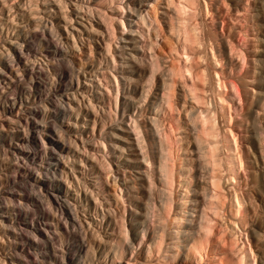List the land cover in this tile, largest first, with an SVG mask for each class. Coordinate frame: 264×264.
Here are the masks:
<instances>
[{
    "label": "bare ground",
    "instance_id": "1",
    "mask_svg": "<svg viewBox=\"0 0 264 264\" xmlns=\"http://www.w3.org/2000/svg\"><path fill=\"white\" fill-rule=\"evenodd\" d=\"M17 1L18 9L25 11L17 13L14 10L10 13L12 11L9 10L6 20L8 22L19 18L23 21V26H17L19 29H12L11 33L8 26L1 28L6 35L8 47L6 51L0 50V107L3 108L0 118L8 114L18 115L19 125H11V131H18L17 126L21 130L15 135L16 141L8 147L12 156L7 154L6 148L2 149L0 146V154L3 156L0 155V169L5 173L4 178L0 177V229L6 238L0 247V264L1 261L3 264H96L93 257L89 256L90 248L94 249L96 242L95 234H89L90 238L86 234L77 203L84 205L95 220V223L86 221L89 227L94 228L96 223L102 226L104 219L106 221L108 216L115 215L114 204L121 203L124 206L123 187L119 177L114 175L112 163L107 159L109 150L97 156L98 151L106 149L103 139L97 140L100 146L93 145L97 150L94 153L88 151L86 146L82 149V152L86 151V158L89 152L92 159L100 162L98 165L92 164L91 168L92 174L96 175V181L92 185L98 192L82 182L75 174V160L70 159L73 152L70 142L73 139L62 133L58 122L71 118L73 103L79 108L89 109L92 115L102 112L109 119L117 118L119 93L126 81L121 84L113 71L117 69V46L114 44L119 39L116 35L118 29L126 30L124 12L129 8L127 12L131 13L130 3L125 0H97L96 5L89 3L95 0H77L75 4L72 0ZM3 2V6L8 4V0ZM39 2L47 4L44 10L47 17L34 12L39 7ZM162 2L147 0L137 20H133L134 28L130 30L136 32L138 28L141 40L138 41L137 37L134 39L137 42L144 41L143 46L147 49L145 57L139 59L135 67L136 71L142 73L140 101L144 102L157 81V72L161 67L155 48L159 47L160 50L161 36L173 38L169 50L170 60L164 72L167 79L162 84L160 99L155 107L156 115H163L171 133L175 134V140L172 141L170 135L163 131L164 127L161 128L156 123L161 154L157 167L159 172L155 175L160 174V183L167 193L159 205L153 196L152 207L157 208L158 211L155 210L160 213L155 215L159 216L156 220L167 222L162 225L159 236L144 242L147 228L142 230V237L136 239V242L138 246H147V260L143 264H184L191 260H197L196 264H204L209 259V250L214 248L212 246L211 249L213 216H222L229 194L231 215L239 216V222L246 224L249 206H246V194L239 183L243 159L241 146L233 129L235 117L230 84L236 85L240 80L241 76H236L239 71L235 62L241 56L244 69H252V59L249 60L255 52L252 48L258 41L261 42L256 30L260 29V33L264 35V23L259 24L256 17L245 13L246 7L252 3H256L257 7L259 0H238L235 3H231V0H164L165 7ZM70 3L73 5L72 10L70 13L64 12L68 11ZM104 4L106 9L99 7ZM170 6H173L174 11H171ZM52 12L54 14L50 17ZM55 16L60 19L57 23L53 21ZM95 17L98 20L94 23ZM218 17L222 19L221 32L217 30ZM61 21L65 23L62 29L67 35L57 28ZM67 23L77 32L81 41L86 39L89 42L91 34L101 37L102 44L96 41L97 48L100 49L98 54L108 56L105 61L107 69L103 68V72L99 74L88 69L87 66L92 65L86 62V54L82 48L85 45H80L74 32L68 30ZM77 51L85 56L83 63L78 65L72 59V54ZM229 67L234 73L232 77ZM253 72L255 71L250 73ZM93 76L96 85L81 83L82 77L87 80ZM103 80L106 83H102ZM113 83L114 86L111 87ZM87 90H96L102 111L97 109L92 98L85 95ZM124 111L125 108H122V112ZM132 112L128 113L125 122H130L129 128L136 135L140 146L141 140L143 141L139 136L141 127ZM94 118L91 128L93 133L96 124ZM11 120L7 121L11 124ZM102 122L105 124L104 118ZM4 138V135H0L1 141ZM79 150L78 145L74 152L81 155ZM193 154L199 159L200 175L195 164L197 157ZM92 159L90 161H96ZM151 160L148 156V163L154 166ZM79 161L84 163L81 156ZM65 167L72 170V180L69 179L71 174L68 173L70 176H67ZM82 167L87 170V166ZM154 171L152 168L149 174L152 175ZM145 178L150 181V188H155L154 177ZM111 182L115 186L112 194L107 188ZM227 183L233 184L229 187L228 195L224 189V184ZM88 189L90 193L87 192ZM71 190L77 193L71 194ZM101 197H104L103 201ZM203 201V209L210 210V215L201 209L204 216L199 219L200 223L196 227L193 224L190 235H186L183 225L187 206ZM173 202L175 208L172 209ZM105 208L107 213L104 212ZM124 215L122 214L120 222L113 219L115 223H109L108 220V225L110 224L111 230L116 225V229L128 235ZM99 217L100 220L97 219ZM192 222L193 219L190 223ZM112 240L118 247H115L117 250L111 256V264H115L117 259L125 258V239ZM248 245H244L246 250L243 247L245 255L240 256L239 264H250L247 261L250 256L247 253ZM182 248L184 251L180 257ZM155 254L158 257L154 263L152 258ZM86 256L89 258L85 262ZM127 262L134 264L132 261Z\"/></svg>",
    "mask_w": 264,
    "mask_h": 264
},
{
    "label": "rangeland",
    "instance_id": "2",
    "mask_svg": "<svg viewBox=\"0 0 264 264\" xmlns=\"http://www.w3.org/2000/svg\"><path fill=\"white\" fill-rule=\"evenodd\" d=\"M3 1L0 0V9H4V10H0V13L1 14L3 13V15L0 14V50L6 51L8 44L5 41L6 35L1 30V28L8 26L9 33H11L12 29L16 31L19 29L17 26H23V23H22L23 21L19 18H16V20L14 21L9 20L7 22L6 18L8 17L7 16L8 11L10 10L12 11L10 13H13V11L16 10L17 13L18 12L21 13L22 11H25V10L18 9L17 0H8V4L6 3L5 6H3L4 4H2ZM125 1L130 3L131 13L127 12V9L129 10V8L125 10L124 20L126 23V30H123L122 28L118 29L119 31H117L116 35L119 37V39H117V41L114 44L117 46V52H115V55H116L115 56V59H116L115 67L117 69H113V71L117 74L118 79L121 82V84H123V82L126 81V85L123 86V90H121L119 93V102H118L119 107H118V112H117V118L109 119L102 112H99V113L95 112L96 116L94 114L92 115V112L90 113L89 109L86 110V109H83L82 107L79 108L76 105V103H73L74 109L72 111L71 118L66 119L65 122H60V121L58 122V126L62 130V133L66 137L73 139L70 142L73 148V152H72L70 159L75 160V163H73V167H75L76 176H78L82 180V182H86L88 187L90 188L92 187V189H95L96 192H98V189L94 188L92 185L96 181V177H95L96 175L92 174L91 168H92V164L98 165L100 162H98V160L96 159H92L91 153H94L97 151L93 147L94 144H96L97 146H100L97 140L103 139V141L106 144V149L105 150L103 149L101 152L98 151L97 156H101L102 154L106 153V151L109 150L107 154L108 155L107 159L112 163V170L114 172V175L119 177L118 180L119 179L121 180L120 185L123 187L122 193L125 198L124 206H122L121 203H119V205L114 204L113 209L115 210V215L114 214L110 215V217L112 216L111 218L108 216L106 218V221L104 219L102 221V226H100V224L97 225L96 223L94 225V228L89 227L87 222L91 221L92 223H95L94 222L95 220L91 217L88 209L85 210L84 205L79 204V202L77 203V208L81 211V218L85 225L86 234L88 235L89 238H90L89 234L91 233L95 234L93 235H94V239L96 238V242H94L95 243L94 249L90 248L89 256L93 257V260L96 261V264H111L112 263L111 256L114 253L113 251L117 250L115 249L117 245H115L116 243L112 240L113 238H115V240L123 238V240L125 239L124 242L126 241L125 243L123 242V246H124L123 251L125 252L124 253L125 258L121 260L117 259L115 264L116 263L117 264H127L128 263L127 261H132V263L134 264H143L147 260L145 257L147 255V251H146L147 246H145L144 244H142L141 246H138L137 244L138 242H136V239L141 238L143 234L142 230H146L147 228L148 229L146 232V236L143 239L144 242L147 240H150V238L152 239L154 237L159 236V234H161V231L163 229L162 225H165L167 222L166 220H165L166 222L156 220V219H159L158 218L159 216L157 217L155 215L160 214V213L157 212L158 211L157 208L152 207L153 198H154L153 196H155L156 203L159 205L161 200L164 198V195L166 198V193H167V190L164 189L160 183V180H159L160 174L155 175L157 171L159 172V169L157 167L159 166V161H160L159 155L161 154L160 149L158 148L159 138L157 137L158 135H157V130H156V126H157L156 123L158 125L160 124L161 128L164 127L165 130L163 129V131H165L168 135H170V138L172 139V141L175 140V137H174L175 134L174 132H172L173 134L171 133L172 130L171 128H169V125L166 123V120H165L166 118L163 117V115L160 116V114L156 115L155 107L160 99V92H161L162 84L167 79L164 72H165V66L170 60L169 50L172 46L171 44H172L173 38L169 39L168 37L163 38V36H161L162 38L159 41L161 45L160 50L158 49L159 47L155 48L158 54L159 63L161 64L160 70L157 72V81H155L154 87L152 91L149 93L145 102L140 101V97L142 94V88H141L142 86L140 85H142L141 78L143 77H142V73L140 74L139 73L140 71L139 72L136 71L137 68L135 69V67H136V63H138V60L145 57L144 53H146L147 49L143 46L145 43L144 41L137 42L134 39V37H137L138 41L141 40L137 32L138 28H136L137 29L136 32H131L130 30L134 28L133 27L135 24L134 21L137 20L138 14L144 8L143 5L147 4V0H125ZM162 1H163L162 5L163 7H165L166 4H164L165 3L164 0ZM237 1L238 0H231V3H235ZM76 2L78 1L72 0V3L75 4ZM96 2L97 0L90 1L89 3H91L92 5H96ZM38 6H39L38 8L34 9V12L38 14H42L47 17V13L44 12L45 7H47V4L43 5L42 3L39 2ZM72 6L73 5L70 3L68 11H64V12L70 13L69 11L72 10ZM99 7L106 9L105 4L100 5ZM170 8L172 9L171 11H174L173 6H170ZM246 9H247L245 11L246 14H249V15L251 14L252 16L256 17V19L260 21L259 24L264 23V20H262V17L264 19V1L263 0L262 1L259 0L257 7H256V3L255 4L252 3L250 6L246 7ZM41 10H43V12ZM107 11L108 13H110L109 10ZM242 11L244 12V10ZM53 14L54 12H52V14H49L50 17H52ZM57 17L58 16L53 17V21L55 23L60 21V19H57ZM75 18L76 16L74 15V19ZM96 20H98V18L95 17L93 19V22L95 23ZM64 24L65 23L61 21V23L58 24L57 28L61 32L65 33V35H67L68 33L64 31V29H62ZM67 25L69 26L68 30L70 32L72 31L74 32V29L70 27L71 25L69 23H67ZM216 25L218 28L217 29L218 32H221L222 19L220 17L217 18ZM256 32H258L259 39L261 40V42L258 41L257 45L253 46L252 48L256 52V53L254 52L253 56H251L252 58L250 57L249 59L250 61L252 59L251 61L252 69L249 71H246L244 69L245 66L243 67V60L241 56L235 62V65H237V68H238L237 70L239 71V74L236 76H241L240 80L236 85L230 84V88L232 87L231 93L233 95L232 97L233 115L235 117L233 121V129H234L235 134L237 135L239 144L241 146L240 151H241V156L243 159V165L241 166V169L239 170L240 172V180H239L240 182L239 183H240V187L242 191H244L243 193L246 194V201H247L246 206L247 207L249 206L248 211H247L246 221H245L246 224H241L239 222L238 220L239 216L234 217L233 215H231L230 207H229L230 203L228 200L230 198V194L228 192H230L229 187L233 184H230V183L224 184L225 192L227 193V195L228 194L229 195L226 199L227 201L224 204V213L222 214V216H218V217L213 216L212 223L214 224L213 226L214 233L212 232V235H211L212 237L211 238V241H212L211 249L213 247L214 248L212 250H209L208 258L210 260L207 259L208 261H205L204 264L206 263L207 264H222V263L231 264V262L232 264H239L238 259L243 254V251H242L243 247L244 245H248V243L249 245L247 246L248 247L247 251L249 252L247 253L250 256L247 257V261L250 262V264H264V35L260 33V29H257ZM74 34L77 36L78 40H80L79 39L80 37L76 31L74 32ZM239 39L240 38L238 37L237 40ZM84 41L80 40V45L82 46V43L85 45V46H82V48H83L84 53L86 54L85 55L86 60H87L86 62H88V65H92V66H87L88 69L89 70L93 69V72L96 71V73L98 74L99 72H103L102 71L103 68L107 69V64L105 61H106V57L108 58V56L106 55L102 56L98 54L100 49L97 48L98 44L96 41L102 44L101 37L94 36L91 34L89 42L86 39H84ZM90 51L91 52L93 51L92 52L93 54H91ZM84 53L80 54L77 51L74 54H72V59L77 65L81 62L83 63V61L85 60ZM100 61L102 62V64H100ZM253 68H255V70H253ZM138 70L140 69L138 68ZM104 71L106 72V70ZM228 71L230 72L231 77L234 76V73L233 71H231L230 67ZM251 71H255V72H253L252 74L250 73ZM95 80L96 79L94 76L91 78H88L87 80L82 77L81 83L83 85L84 83H86L92 86V85H96ZM102 83H106V82L103 80ZM112 86H114V83L111 85V87ZM91 88L92 90L94 89V87H91ZM103 92L105 93L106 91L103 90ZM85 93H86L85 95H88L90 98H92L94 103H96L95 105L97 109L100 110L101 101L97 100L98 98L96 95V90L92 92H89L87 90ZM80 98H82V96H80ZM84 100H85V97H83V101ZM137 102H139V104ZM87 108L92 109L91 106H87ZM122 108H125L124 112H122ZM2 109L3 108L0 107L1 115L3 111ZM133 109L134 111L132 112L131 110ZM130 112H132L133 117L137 119V122L139 123L141 127V134L139 135L140 138L142 137L143 139V141L141 140L140 142L141 147L138 145L136 135H134L132 133L133 131L130 130L129 128L131 125L130 122L129 121L125 122L126 119L128 118L127 115ZM6 117H8V119ZM6 117L2 116L0 118V135L5 136L4 141L0 140V146L2 149L6 148L7 154L12 156L11 155L12 153L8 151L9 149L8 147H10L9 145L16 141L15 135L17 132H20L21 127L17 126L18 131L16 130L11 131V125H16L17 123H19L20 118H18L19 116L15 114H12V115L8 114ZM83 117L85 118L84 120H83ZM5 118L7 120L12 119L14 121L11 120L12 123L10 124V122L5 120ZM93 118L96 119V124L94 126L95 133H93L91 129L93 128V123H92ZM103 118L106 121L105 124L104 122H102ZM161 128L159 127V129ZM75 141L77 142L76 143L77 145L75 144ZM78 145H79V148L81 149L79 150L81 152V155L80 153L77 154L76 152H74V149H76ZM84 146H86L88 151L89 150L91 151L90 155H89V152L87 153V158L85 156L86 151L82 152L83 151L82 149L84 148ZM92 149L93 150L95 149V150L93 151ZM113 152H116V153H113ZM193 155L194 157H197L196 154H193ZM80 156L83 158L84 163L79 161ZM148 156L151 157V159L153 160L151 161L154 162L153 163L154 166H152L151 164L152 167L147 161ZM88 158L92 160H96V161L92 162L90 161V159L88 160ZM198 160L199 159L197 157V161L195 162V164L198 167L197 173H199V168H200V164H198L199 162ZM148 164L150 167H148ZM67 166L69 167L70 164L68 163ZM82 166H87L86 167L87 170L84 169V167ZM152 168H153V171L155 169L154 171L155 173L153 172L152 175H150ZM65 170L67 172L66 174L68 177L70 176L69 174H71V177H69V179L72 180V173H71L72 170L66 167H65ZM0 171H1L0 177L4 178L5 177L4 171H2L1 169ZM198 175H200V173ZM146 176L147 178L149 177V179H150V176L154 177L153 179L156 182L155 188L152 187V185H151L152 189L150 188V185H149L150 181L145 178ZM110 177H113V176L110 175ZM83 187H84V184H83ZM114 187L115 186L113 182L109 183V185L107 186L109 193L112 194L114 192V189H115ZM88 190L87 192L90 193V190L89 191ZM73 193L76 194L77 192L76 191L74 192L71 190V194ZM174 195L175 194L173 193V198H174ZM103 198L104 197H101L102 201L104 200ZM191 199L193 200V197ZM199 200H201L200 197H199ZM150 203H151V206H150ZM203 203L204 201L197 203V204L193 203L187 206V210H186L187 214L185 213V219H184L185 221L183 225L184 226L183 230H186V235H190L191 228L194 227V225L196 227V225L200 223L199 219H202V217L204 216V213H208L210 215V212H211L210 210L207 211L206 209H203L204 208ZM124 208L126 209V211H124L125 210ZM173 208H175L174 202L172 205V209ZM201 209L204 210V213ZM151 210H153V212H151ZM154 211L157 213H154ZM104 212L107 213L106 208ZM122 214L123 215L125 214L124 218H125V223L127 226L128 235H125L122 231L120 232V230L116 229V225L115 227L113 225V227L115 228L114 230H111L110 224L108 225L109 221H110L109 223H115L113 219L117 220V222H120ZM97 219L100 220L101 218L99 217ZM192 219H193V222L190 223ZM160 222H162V224ZM160 225L162 228L160 227ZM93 229L95 230V232ZM114 231L116 232L114 233ZM111 234H116V235H111ZM166 234L164 237L165 240L167 238ZM5 241H6V238L4 237V234L2 233L0 229V247L4 244ZM181 250L182 251L180 253V257L183 255L184 248H182ZM226 250L227 252H225ZM244 250H246V247H244ZM93 251L95 252V254ZM106 253H107V258L104 259V256L106 255ZM243 255H245V253ZM101 256H102V259H100ZM157 257H158L157 254H155L154 258H152V261H154V263L155 261L157 262V259H156ZM88 258L86 256L85 262L88 261L87 260ZM133 259H136V261H134ZM195 262H197V260L196 261L191 260V262L186 261L184 262V264H193ZM178 263L179 262H176V264ZM1 264H3L2 261H1Z\"/></svg>",
    "mask_w": 264,
    "mask_h": 264
}]
</instances>
